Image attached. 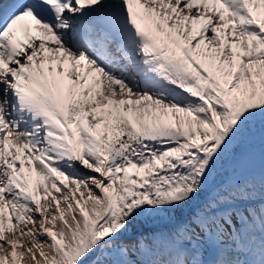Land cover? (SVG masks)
Listing matches in <instances>:
<instances>
[{"label": "snow or ice", "instance_id": "snow-or-ice-1", "mask_svg": "<svg viewBox=\"0 0 264 264\" xmlns=\"http://www.w3.org/2000/svg\"><path fill=\"white\" fill-rule=\"evenodd\" d=\"M0 264H264V0H0Z\"/></svg>", "mask_w": 264, "mask_h": 264}]
</instances>
